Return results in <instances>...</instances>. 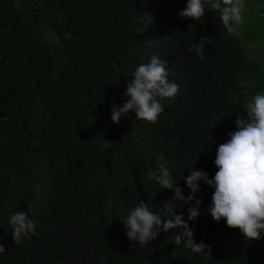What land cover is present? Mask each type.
Returning <instances> with one entry per match:
<instances>
[{
  "label": "trees",
  "instance_id": "16d2710c",
  "mask_svg": "<svg viewBox=\"0 0 264 264\" xmlns=\"http://www.w3.org/2000/svg\"><path fill=\"white\" fill-rule=\"evenodd\" d=\"M247 1L254 17L245 13L229 35L207 4L199 20L182 19L187 0H0V243L20 211L43 235L98 226L102 238L61 253L66 263L264 264V236L248 241L215 221L203 181L192 201L199 217L187 221L189 204L177 212L211 252L193 251L183 228L141 247L118 223L140 200L163 207L174 196L152 172L167 168L185 198L192 170L214 177L219 144L264 94V0ZM202 36L203 59L189 51ZM153 56L178 93L155 123L135 113L113 123L110 106L125 102L130 73ZM5 248L2 261L19 264Z\"/></svg>",
  "mask_w": 264,
  "mask_h": 264
},
{
  "label": "clouds",
  "instance_id": "9594fccd",
  "mask_svg": "<svg viewBox=\"0 0 264 264\" xmlns=\"http://www.w3.org/2000/svg\"><path fill=\"white\" fill-rule=\"evenodd\" d=\"M205 4L209 6L208 10L218 13L219 21L227 33L233 34L234 24L242 19L244 0H187L186 7L178 15L182 19L199 20L205 15ZM204 44L205 38L202 36L199 42L191 45L189 51L203 59ZM130 75L132 79L127 80L124 92L125 102L122 105L114 102L110 106L112 122L119 124L122 116L135 113L138 119L155 123L164 111L162 101L174 98L179 86L169 82L166 62L157 56L151 57L149 63L137 66ZM246 109L247 119H237L236 130L229 132L230 138L217 148L213 163L218 170L214 177L209 178L207 172L197 169L184 177L191 190L189 196L185 198L183 189L173 184L167 168H162L160 175L156 172L149 174L150 178L158 181L160 188L173 191L174 196L165 200L163 207H149L148 203L140 200L126 219L118 222L119 225H126L129 239L139 242L142 247L155 240L160 233L183 228L189 238L188 246L193 251L208 249L211 252L210 246L194 241L193 230L187 222L195 221L201 214V201L195 199L192 203L200 191L199 181L214 189L207 211L215 221L224 219L229 228L239 229L248 241L259 240L264 236V94L254 95ZM178 203L180 206L190 205L187 221L183 212H177ZM9 225L12 237L0 243V264H9L7 260L1 259L6 245L19 264H85L63 262L60 259L61 253L74 255L80 248L93 243L96 234L102 238L97 225L84 223L71 235L60 231L39 234L35 232L36 223L33 218L27 212L20 211L9 217ZM176 243H181L179 235Z\"/></svg>",
  "mask_w": 264,
  "mask_h": 264
},
{
  "label": "rangeland",
  "instance_id": "374dc122",
  "mask_svg": "<svg viewBox=\"0 0 264 264\" xmlns=\"http://www.w3.org/2000/svg\"><path fill=\"white\" fill-rule=\"evenodd\" d=\"M252 12H253V17H254V15H255L254 9L248 5L247 0H244V9L242 10V13H241L242 19H243V15H245V13L251 14ZM247 14L245 15V17L247 16ZM242 19H241V21H242ZM235 26L237 27L238 23H236Z\"/></svg>",
  "mask_w": 264,
  "mask_h": 264
}]
</instances>
